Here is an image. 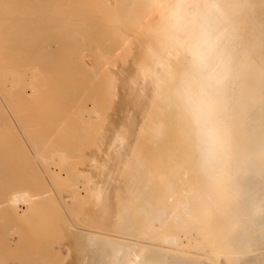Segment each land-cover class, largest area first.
Instances as JSON below:
<instances>
[{"label": "bare ground", "instance_id": "bare-ground-1", "mask_svg": "<svg viewBox=\"0 0 264 264\" xmlns=\"http://www.w3.org/2000/svg\"><path fill=\"white\" fill-rule=\"evenodd\" d=\"M178 2L0 0V34L9 30L0 36V95L4 101L11 94L24 101L27 87L33 99L35 95L46 99L53 84V90L61 89L64 94L60 97L87 92L94 101L102 98L103 104L115 107L118 82L108 61L118 50L121 63H135L130 58L133 43L125 37L128 31L138 39L146 38L135 43L136 51L143 40L145 47L134 66L139 86L144 83L141 92L145 87L148 92L147 107L139 110L138 122L130 118L113 129L112 120L106 119L96 129L86 120L92 124L88 129L97 132L91 151L79 146L86 153L80 158V149L72 141L87 136L83 131H89L90 124L82 125L85 119L80 121L86 129L77 122L79 129L71 124L82 113H90L77 108L84 105L77 101L84 94L75 99L78 111L73 110L79 113L73 122L69 116L52 122L53 126L48 120L47 128L42 120V125L35 123L41 118L36 108L34 123L24 120L33 114L18 116L24 106L16 100L22 106L14 105L21 110L15 112L16 119L21 118L18 126L11 116L9 121L15 126H0V264H264V0H211L219 11L212 21L218 44L216 77L209 92L224 131L223 151L211 167L202 160L183 101L184 89L193 78L208 85L171 27L170 13ZM183 2L203 5L209 0ZM67 10L72 12L66 16ZM55 36L62 38L57 44L50 40ZM56 46L71 51L66 59L62 56L64 62L57 60ZM61 48L57 49L63 53ZM85 50L92 55L91 63L85 59L89 55L85 57ZM8 53L21 64L28 60L33 65L12 64ZM13 65L22 70H14L17 66ZM68 69L81 74L79 80L92 81V88L84 85L82 92L73 86L64 88L60 81L55 86L59 78L65 86L70 84L64 74ZM55 71L61 77H55ZM26 73L30 81L25 80ZM73 73L68 75L75 77ZM14 85L16 96L15 91L10 93ZM118 88L123 90L124 84ZM122 100V108L135 107L134 98ZM46 109L41 111L46 113ZM111 110L117 114L120 109ZM101 111L94 116L99 117ZM66 129L74 136L67 132L68 136ZM5 132L8 141L1 138Z\"/></svg>", "mask_w": 264, "mask_h": 264}, {"label": "rangeland", "instance_id": "rangeland-1", "mask_svg": "<svg viewBox=\"0 0 264 264\" xmlns=\"http://www.w3.org/2000/svg\"><path fill=\"white\" fill-rule=\"evenodd\" d=\"M67 11H68V10H67ZM69 12H72V11L65 12V13H66V16L68 15L67 13H69ZM74 12H76V10L73 11V13H74ZM66 16H65V17H66ZM63 19H64V18H63ZM63 21H64V20H63ZM40 26H41V25H40ZM67 29H68V28H66L65 30H67ZM68 30H69V29H68ZM73 30H75V29H73ZM73 30H71V28H70L69 31L72 32ZM10 31H12V32H11L12 34L17 33V32L14 31V30H10ZM58 31H59V30H58ZM60 31L63 32L62 30H60ZM2 32H3V31H2ZM4 32H5V34H6V33L8 34V33H9V30L4 31ZM56 32H57V31H56ZM56 32H54V33L56 34ZM61 32H60V34H61ZM0 33H1V32H0ZM54 33L52 32V34H54ZM65 33H68V31L65 32ZM65 33H62V34L64 35ZM126 33H127V32H125V37H126V38H129V39H128L129 44H130L131 42L133 43L132 46H131V48H132L133 51H132V53H131L130 58H134V59H136V60H135V63L132 64V62H131L130 60H128V62H124V63L122 62V63H121V61L119 60V59H120V57H119L120 54H119V53H117V54L115 53V52H117L118 50H116L115 52H113L114 54L112 53L111 57L109 58L110 60L108 61V62H110V63H109V69L111 70L110 72L114 75V77L117 79V82H118V86H116L118 90L116 89V92H118V95H119L118 97H119V99H118V100L116 99V100H117L116 102H117L118 105H116L115 107H117V108L120 109V110H118L117 114H116V113H111V111H112L111 109H112V108H115V107L110 106V104H109V105H106V104H105V101H104V104H103V100H102V98H101V99L99 98V99H96V100H95L96 102H98V100H99L98 103L100 104V106L97 105L98 103H97V104H94V103H93V102H95V101L90 97L91 95H89V94H91V93L84 92V89H83V88H85L84 85L87 86V87L91 86L90 84H91L92 81H91L90 84H89V83H88L89 81L86 80V79H84V80H82V79L79 80V79L81 78V74H80V75H78V74L76 75L75 73H73V72H77V71H75L74 69H72V70H71V69H68V70H70V71H69V72L67 71V72L70 73V74L73 73L74 75H76V76H75L76 78H77V76H80V77L76 79L73 75L70 76V75H68L67 72H65L64 74L67 75V76H66V79L68 78V79H67V83H68V81H70V82H69L70 84H67V86H65L66 83L64 82V83H65V84H64L63 82H61V81H62V78H61V79L59 78V77H61V76L63 77V75H64L63 72H64V70H65V68H64V69H61V70H63V72L56 70V71H58V72H61L62 75H61V73H57L56 71H55V74H54V72L52 73V74L55 75V77H58V78H59V79H56V78L54 77V78L56 79V80H54L56 83L53 82V83L55 84V86H58L59 84H60V85L62 84V85H64V88H66V87L71 88V87L73 86L72 88L80 89L82 92H84V93H81L82 95H83V94L85 95V96L83 95V96H84V99L87 100V97H88V100H87V101H89V102H85V103H86V104H85V103H84L85 100L83 99V96H81V94H79V93H76L75 95H73L72 97H69V98H67V99L64 98V97H60V96H63L64 94H61L62 91L59 92L61 89H60V90L56 89L59 93H57L56 90H53V89H54V88H53V87H54L53 84H52V88H53V89L50 87V88H49V91H51V92H48L47 95H46V99H48V100L43 99V96H38V95H37V96H38L39 99H37V96H36V95H35V98L33 99V98L31 97L32 95L29 94L30 89L27 87V89H29V91H28L27 89H25L26 94L23 96L24 98H26V99L24 100L25 102H24L23 100H21V97H20V99H15V97L11 94L10 97H9V98H11V99H9V100L6 99L5 101H7V103H5V104L3 105V103H4L5 101L3 100L4 98H2V95H0V96H1V97H0V98H1V99H0V126H1V127H4V128H12L13 126H15V124H16V125L18 124V122H19L18 120H19V119H20V121H21V118H20V117L24 116V114H25L26 117H27V115L33 114V116L30 115L31 118H30L29 116H28L27 118H24L25 116L22 117V118H24V120H29V121H32V120L34 121V118L37 116V114H39V116H40L41 118H40V117H37V118H40V119H38V120H40V122H38V121L36 122V121H35V123H36V124H37V123H38V124L40 123V124L42 125V123H43V122H41V120H42V121H44L43 127H46V128H47L48 126H50V124H49L50 122H51V124H52V122H53V123H54V122L56 123L57 121H58V123H60L59 120L63 121V118H64L65 120H67V119H68V116L71 117V119H72V120H70V119H69V120L73 122V118H74V117L77 118V117H78V113H79V112H77V113H75V112L78 111V110L81 111V109L83 110V108H87V109H86L87 112L89 111L90 113H89V114H87L86 112H85V113H82L81 116L77 118L78 120L76 119L71 125L74 124L73 126H75V125H77V123H78V125H79V124L81 125L82 121H80V119H82V120L85 119V120H84V123H83L82 125L85 124V121H86V120H89V121L91 120V122H92V124L95 126V128L98 129L99 126L103 125V124H104V121H107L106 119H108V121L112 120V123H113V124L111 123L112 125H111V124H110V125H111V126L114 125L113 129H119V126H121L122 123L124 124V122H126L127 119L134 118L135 121H137V120L139 121V119H140V118H139V117H140L139 114H141V111H139V110H140V109L143 110V108H146V107H147V106H146V105H147V102H145V101H147V98H146V97H147L148 92H146V91H147V90H146L147 87H145V86H144V87H145L144 91L141 92V90L143 89V84H144V83H142V85L139 86L140 84H138L139 82H137V79H136V78H137V77H136V68H135L134 65L137 64V63H139V61H140V59H139V55L141 54V56H142V51H143V47H145V46H144L145 43H144V40H143V43H140V46H141L142 48L139 46L140 48L138 49V51H136V47H137L136 44H137V42L142 41V40H139V39L144 38V37H143V36H140L141 38L138 39L139 36H137V34H135V33L132 34V31H130V33H129V31H128L127 35H126ZM5 34H0V36L5 35ZM131 34H132V35H131ZM56 35L58 36V35H59V32H58V34H56ZM57 36H55V37H57ZM129 36H130V37H129ZM55 37H54V38H53V37L50 38L51 42H53V40H55V43H56V42L58 43V41H61L60 39H62V38H60V37H57V38H55ZM58 38H60V39H58ZM57 39H58V40H57ZM137 39H138V41H137ZM144 39H146V38H144ZM53 43H54V42H53ZM57 43H56V44H57ZM135 43H136V44H135ZM142 44H143V45H142ZM56 47H57L58 49L61 48V46H56ZM57 48L55 49V53H56L57 57L59 56V58H58L57 60L60 59V60H63V62H64V59L67 58L68 53H69V55H70V52H71V51H68V53H67V52H66V51L68 50L67 47H66V48H61V49H63V50H61V51H63V53L65 52V54H63V53L60 52ZM20 49L23 50V49H25V48H24L23 46H21ZM65 49H67V50L64 51ZM87 52H88V50H85V51H84V55L86 54L85 57H87V55H88V53H89V52H88V53H87ZM118 52H119V51H118ZM60 53H61V54H60ZM138 53H140V54L138 55ZM6 54H7V52H6ZM59 54H60L61 56H60ZM64 55H66V56H64ZM69 55H68V56H69ZM90 55H91V54L89 53L88 58H85V57H84V58H85V59H89V58L91 59V58H92V55H91V56H90ZM8 56H9L10 59H12V61L9 59V60L11 61L10 63L14 62V64H18V63L21 61V60L17 61L18 58L15 59V58H13L12 55H11V57H10L9 53H8ZM62 56H63L64 59L62 58ZM114 56H115V57H114ZM117 56H118V57H117ZM112 57H113V58H112ZM25 58H26V57H25ZM116 58H118V59H116ZM13 59H15V60H13ZM21 59H22V58H21ZM90 59L88 60V62L91 63V62H92V59H91V60H90ZM60 60H59V61H60ZM15 61L18 62V63H16ZM26 61H27V62H23V61H22V62H23L22 64H23L24 66H27V65L29 66L30 64H31V66L33 65V64H32L31 62H29L28 60H26ZM129 61H130V62H129ZM61 62H62V61H60V63H61ZM136 62H137V63H136ZM10 63H9V64H10ZM27 63H28V64H27ZM29 63H30V64H29ZM34 63H35V62H34ZM12 64H13V63H12ZM19 64H21V62H20ZM22 64H21V65H22ZM25 64H26V65H25ZM122 64H124V65H122ZM10 65H11V64H10ZM23 65H22V67H23ZM35 65H36V63H35ZM14 66H15V67L17 66V67L14 68ZM28 66H27V67H28ZM133 66H134V67H133ZM9 67L11 68L12 66H9ZM20 67H21V66H20ZM20 67H19L18 65H13L14 70H15V69H18V68H20ZM24 69H26V67H24ZM134 69H135V71H134ZM9 70H10V69H9ZM12 70H13V69H12ZM20 70H22V68H20ZM72 71H73V72H72ZM57 74H58V75L60 74L61 76H57ZM121 74H122V75H121ZM134 74H135V75H134ZM26 75H27V76L24 75L25 80L30 81V78H31L30 75H29L28 73H26ZM28 75H29V76H28ZM65 75H64V76H65ZM134 76H135V77H134ZM29 77H30V78H29ZM69 77H70V78L72 77V80L74 79L73 82H74V81L77 82L78 80L81 81V83H83V86H82V87L80 86V84H79L80 82H77V83L74 82V83H72V82H71L72 80H69V79H70ZM63 78H64V77H63ZM66 79H64L63 81H65ZM75 79H76V80H75ZM85 80H86V83H88L87 85H86V83H85ZM135 80H136V81H135ZM59 81H60L61 83H60ZM58 82H59V84H58ZM135 82H137V83H136L137 85L134 84ZM14 83H15V82H14ZM131 83H132V84H131ZM56 84H57V85H56ZM72 84H73V85H72ZM119 84H120V86L124 84V89H123V90H121L120 88H118V87H119ZM125 84H126L127 86H126ZM133 84H134V85H133ZM12 85H13V83H12ZM15 85H16V84H15ZM15 85H14V86H15ZM62 85H61V86H62ZM74 85H75V86H76V85H79V87L77 88V87H75ZM135 85H136V86H135ZM14 86L12 87L13 90L10 89V93H14V91H15L14 94H15V96H16V93H17V92H16L17 87H16V86L14 87ZM137 86H139V87H137ZM62 87H63V86H62ZM62 87L59 86V88H62ZM132 87H133V89H132ZM141 87H142V88H141ZM8 88H10V86H9ZM91 88H92V86L89 87V89H91ZM122 88H123V86H122ZM140 88H141V89H140ZM14 89H15V90H14ZM82 89H83V90H82ZM86 89H88V88H86ZM89 89H88V90H89ZM65 90H66V89H65ZM65 90L63 89V91H65ZM119 90H120V91H119ZM139 90H140V92H139ZM17 91H18V90H17ZM67 91H68V90H67ZM85 91H86V90H85ZM126 91H127V93H126ZM27 92H28V93H27ZM68 92H69V91H68ZM88 92H90V91H88ZM121 92H122V93H121ZM143 92H144V93H143ZM56 93H57V94H56ZM85 93H86V94H85ZM138 93L141 94L140 97H139ZM59 94H61V95H59ZM122 94H123V95L125 94L126 96H125V95L122 96ZM133 94H134V95H133ZM27 95H28V96L31 95L30 98H29ZM56 95H57L58 97L62 98V99L59 100L60 98L57 97V98H58V101H57ZM67 95H68V93H67ZM129 95H130V96H129ZM132 95H133V96H132ZM80 96L82 97L83 100L81 99ZM127 96H128V97H132V98H134V100H135V107H134V108H133L132 106H131L130 108H129L128 106L124 107V108L127 109V110H124V113H123L122 110H123L124 108H122V107H123V103H122V102H123L124 100H122V99H123V98L127 99V98H128ZM3 97H4V96H3ZM17 97H18V96H17ZM17 97H16V98H17ZM23 97H22V99H24ZM65 97H66V95H65ZM79 97H80V98H79ZM141 97H142V98H141ZM40 98H42L43 100H41ZM53 98H56V99L54 100ZM78 98H79V99H78ZM138 98H139V99H138ZM13 99H15V100H13ZM36 99H37V100H36ZM75 99H76V100L78 99L77 101H78V102L80 101V102H79V103L76 102ZM145 99H146V100H145ZM1 100H2V101H1ZM11 100H12L13 102H12ZM16 100H17V101H20V100H21L20 103H23L22 106H24V108H23L22 106H20V104H19ZM50 100H51V101H50ZM141 100H142V101H141ZM14 101H15V102H14ZM26 101H28L27 105H26ZM49 101H50V102H49ZM55 101H56V102H55ZM68 101H72V102H73V103H72L73 106H72L71 104H69ZM74 101H75V102H74ZM91 101H93L92 103H93L94 105H93L92 103H90ZM121 101H122V102H121ZM37 102H39V103H37ZM81 102H82V103H81ZM118 102H119V103H118ZM61 103H63L64 106H65L66 108L68 107V105H71V106H72V108H71L72 110H73L74 107L78 106L79 104H80V106L83 105V104H84V105L81 106L82 108L78 106V107H77V108H79L78 110H76V109L74 108L76 111H75V110H73V111L70 110L69 108H70L71 106L68 107L66 110H65V107H64V110H65V111H64V110L62 109V108H63V105H61V107H59ZM65 103H68L67 106H66ZM76 103H78V105H77ZM87 103H88V104H87ZM144 103H146V104H144ZM8 104H10V105H8ZM16 104H18V105L20 106V108L22 107L21 109L24 110V111L22 110V111H23V114H22V115H18V114H17L18 116H20L19 119L17 118L18 120L16 119V114H15V112L18 113V112H21V110H18V108H17V107H19L18 105H17V106H14V105H16ZM29 104H30V107H31V106H32V107H31V108L29 107L30 109L28 110L26 106H29ZM53 104H54V105H53ZM74 104H75L76 106H74ZM143 104H144L145 106H143ZM11 105H13L12 107H16V108H12V107H10ZM41 105H42L43 107H42ZM85 105H86V106H85ZM89 105H90L91 107H89ZM102 105H104L103 109L101 108ZM112 105H113V104H112ZM121 105H122V106H121ZM4 106H5V107H6V106L9 107V109L11 108V109H10L11 112H13V111H14V112L10 114V113H9L10 111H8L9 109L6 107V108L8 109V110H7ZM33 106H34V107H33ZM54 106H55V107H54ZM84 106H85V107H84ZM92 106H93V108H92ZM97 106H99V108H98ZM109 106H110L111 108H110ZM118 106L121 107V108H119ZM137 106H138V108H137ZM141 106H142V107H141ZM3 107H4L5 109H4ZM95 107H97V108H95ZM108 107H109V108H108ZM139 107H140V108H139ZM1 108H2V109H1ZM20 108H19V109H20ZM33 108H34V110H32ZM35 108L38 109V111H39V110L41 111V109H46V108L49 109V108H50V109H49L50 111H49L48 109H46V113H45V111H44V113H43V112H42L43 110H42L41 112L39 111V113H37ZM39 108H41V109H39ZM3 109H4V111L6 110L9 114H8V113H7V114H4V111H2ZM68 109H69L70 111H69ZM93 109H94V111H93ZM95 109H96V110H97V109H98V110L100 109L99 111L102 110L101 113H98V114H97V115H99L100 118H99L98 116H97L98 118H97L96 116H94V114H96L97 112H99V111H97V112L95 113ZM109 109L111 110L110 112H109ZM26 110H27V112H26ZM30 110H32L34 113L31 112ZM61 110H62V111H61ZM107 110H108L109 113L106 112ZM1 111H2L3 113H2ZM28 111H30V112H28ZM67 111H69V112H67ZM126 111H127V112H126ZM35 112H36L37 114H36ZM62 112H64V114L69 113L70 115L68 114V115H65V116H64V114H63ZM71 112H73V113H71ZM5 113H6V112H5ZM40 113H41V114H40ZM106 113H108L109 115H107ZM26 114H27V115H26ZM43 114H45V115H43ZM84 114H85V115H84ZM114 114H115V115H114ZM12 115H13L14 117H12ZM34 115H35V116H34ZM88 115H89V116H88ZM90 115H92V116H90ZM105 115H106L107 117H108V116H110V117L107 118ZM111 115H113V117H111ZM123 115H124V118H123ZM130 115H131V116H130ZM138 115H139V116H138ZM10 116H11V118L13 119V121L16 120L17 123L14 122V123H15V124H14L12 120H11L12 122L9 121ZM43 116H44L45 118H44ZM46 116H47V118H48V116H49L50 119H46ZM63 116H64V117H63ZM102 116H103V117H102ZM127 116H129V117H127ZM32 117H34V118H32ZM42 117L44 118V120H43ZM95 117H96V118H95ZM136 117H137V118H136ZM56 118H57V119H56ZM58 118H59V119H58ZM66 118H67V119H66ZM111 118H112V119H111ZM14 119H15V120H14ZM52 119H53V120H52ZM96 119H97V121H98L97 123H96ZM100 119H101L102 121H101ZM125 119H126V120H125ZM6 120H8L9 122H11L12 124L8 122L7 125H6V124H5V123H6ZM35 120H37V119L35 118ZM45 120H46V121H45ZM48 120H49V123H48ZM50 120H52V121H50ZM33 121H32V122H33ZM78 121H79V122H78ZM89 121H88V122H89ZM100 121H101V122H100ZM138 121H137V122H138ZM46 122H47V125H48V126H44V125H46ZM75 122H77V123H75ZM88 122L86 121V125H87ZM91 122H90V123H91ZM2 123H3V126H2ZM33 123H34V122H33ZM90 123H88V125H89ZM100 123H101V125H100ZM92 124H90V127L87 126V129L84 128L85 125H84L83 127H82V125L79 126V127H80V128H84V129H86V130H89V129H91ZM5 125H6V126H5ZM9 125H11L12 127H9ZM69 125H70V124H69ZM71 125H70V127H71ZM117 125H118V126H117ZM17 126H18V125H17ZM52 126H53V124H52ZM97 126H98V127H97ZM85 127H86V126H85ZM75 128L77 129L78 126H75ZM88 128H89V129H88ZM93 128H94V127H93ZM95 128L92 129L91 131L89 130L90 132H93V133H90V134H93V135H89V131H83L84 134L86 133V135H87V133H88V135H89L88 138H87L88 135H87V136L84 135V137H82L83 135H82L81 133H83V132H81L80 134L82 135V136H81L82 141H81V139H80V137H79L80 134L77 133V134H78V137H79V140L76 138V140L78 141V143H77V141L75 140V137H74L73 140H74L76 143H75L74 141H72V143L75 144V145H73V147H75L76 145H78V147H79V146H81V145L83 144L82 146H85V148H87V149L89 148L88 151H91L90 148H92V146H93V142H94V139H95V134H96V132H97ZM68 129H70V128H68ZM72 129H73V130H76V129H74V128H72ZM78 129H79V128H78ZM73 130H72V132H74ZM76 131H77V130H76ZM76 131H75V132H76ZM78 131H79V130H78ZM67 132H69V130L67 131V129H66V132H65V133H67ZM70 132H71V131H70ZM70 132H69V133H70ZM75 132H74V134H75ZM79 132H80V131H79ZM69 133H67L68 136H70V134H71V137L74 136V135H72L73 133H70V134H69ZM2 135H3V136H2L1 138H5V140H7V141L10 140V136H9V134H7V136H6V132L3 133ZM75 136H76V135H75ZM8 137H9V138H8ZM11 137H12V136H11ZM83 138H87V139H89L88 141H86V142H88V143H84L85 139H83ZM87 139H86V140H87ZM83 140H84V141H83ZM80 141H81V142H80ZM82 142H83V143H82ZM80 143H81V144H80ZM85 144H87V145H85ZM11 147H12V146H11ZM15 147H16V146H13V147H12L13 150H14ZM15 149H16V148H15ZM75 149H76L77 151L80 149V151H81V152L79 151L81 154H80L79 152H78V154H77V155H78V158H80V155H82V154L86 155V153H85V151H84V147H83V148H80V147H79V149H78V148H75ZM85 150H86V149H85ZM86 151H87V150H86ZM75 159L80 161V159H77V158H75ZM75 159H74V160H75ZM81 159H82V157H81ZM79 161H78V162H79ZM74 163H75V162H74ZM74 163H73V164H74ZM79 163H80V162H79ZM79 163L77 164L78 167H80V166H79V165H80ZM74 166L77 167V166H76V163L74 164ZM56 168H57V167H56ZM93 180H96V178L93 179ZM78 206H79V207H80V206H83V207H84L85 205L81 204V205H78ZM203 259H204V258H202V257L199 258V260H200L201 263L203 262ZM207 264H209V263L207 262Z\"/></svg>", "mask_w": 264, "mask_h": 264}, {"label": "clouds", "instance_id": "clouds-1", "mask_svg": "<svg viewBox=\"0 0 264 264\" xmlns=\"http://www.w3.org/2000/svg\"><path fill=\"white\" fill-rule=\"evenodd\" d=\"M219 11L215 3L186 4L180 0L170 13L171 27L178 44L191 58L193 67L208 86L193 78L184 89L186 115L196 138L204 164L215 165L224 147V131L210 100L209 87L215 80L214 60L218 38L213 28V17Z\"/></svg>", "mask_w": 264, "mask_h": 264}]
</instances>
